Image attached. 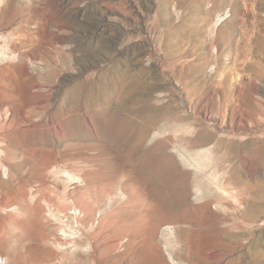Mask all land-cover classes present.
Returning a JSON list of instances; mask_svg holds the SVG:
<instances>
[{"label": "rangeland", "instance_id": "obj_1", "mask_svg": "<svg viewBox=\"0 0 264 264\" xmlns=\"http://www.w3.org/2000/svg\"><path fill=\"white\" fill-rule=\"evenodd\" d=\"M0 52V264H264L212 209L264 184V0H0Z\"/></svg>", "mask_w": 264, "mask_h": 264}, {"label": "bare ground", "instance_id": "obj_2", "mask_svg": "<svg viewBox=\"0 0 264 264\" xmlns=\"http://www.w3.org/2000/svg\"><path fill=\"white\" fill-rule=\"evenodd\" d=\"M4 55L3 52H0V58ZM241 169H243L246 178L241 175ZM230 172L226 184L224 183L225 185L218 188L221 195L219 199L213 203L212 207L214 210H219L222 208L224 200L230 199L238 206L239 210L242 211L241 215H238V217L234 216L231 220L228 216V218L225 216V218L219 220L218 226L220 228V235L218 239H216L215 245L218 250H223L229 253L233 250L234 245L239 242V236L236 235L235 232L239 231L243 226L247 228L248 231L247 239H250L251 236H254L252 234L258 227V216L264 213V184L253 179L252 167L249 168L243 161L238 165L235 164ZM67 176L73 178L71 174H68ZM232 201L228 200L227 202L229 203ZM209 205L211 204L207 203L200 207L195 206L193 209L201 210L204 213H211L212 209H210ZM223 224L225 227H221ZM167 231L169 235L173 234L171 227H168ZM224 236H227V242L223 240Z\"/></svg>", "mask_w": 264, "mask_h": 264}]
</instances>
